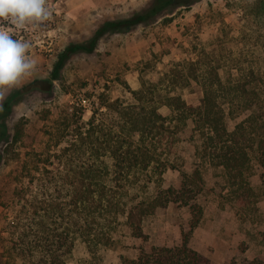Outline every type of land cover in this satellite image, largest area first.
<instances>
[{"label": "rangeland", "instance_id": "rangeland-1", "mask_svg": "<svg viewBox=\"0 0 264 264\" xmlns=\"http://www.w3.org/2000/svg\"><path fill=\"white\" fill-rule=\"evenodd\" d=\"M151 2L137 1L126 9L109 7L112 13L104 22L91 11L83 23L65 24L59 6L47 0L50 20L13 30L14 38L31 43L29 57L35 61L36 70L0 102V154L5 158L0 165V264H29L6 252L11 243L5 232L4 206L16 201V176L26 161L27 168L33 169L30 153L42 150L48 138H57V129L63 127L74 108H82L84 120L90 116L99 92L106 90L110 98L127 102L130 95L124 83L132 90H139L145 83L163 115L169 114L168 108L159 103L166 94H176L187 104L200 103L203 89L191 79L193 76L218 77L224 85L229 78H238L243 87L239 90L243 89L246 96L261 97L253 93L264 89V30L246 17L242 0H199L187 8L167 9L149 24L124 30L105 28L109 21L124 23ZM166 18L177 22L179 36L165 26L171 25V21H164ZM128 40L131 49L123 45ZM140 40L142 43L134 45ZM195 61L197 65L191 66ZM215 90L219 92L220 88ZM260 103L264 111V101ZM19 120L24 124L21 139L3 153ZM188 136L187 128L178 134L165 156L168 167L157 183L160 189H178L181 172L189 175L199 169L201 189L195 200L203 214L188 245L211 264H226L241 257H258L264 264V165L251 159L246 172L249 190L241 185L228 188L222 169L195 156L193 146L186 142ZM157 190L155 184H149L143 195L152 198ZM189 213L187 207L175 204L156 207L143 220L145 239L132 234L121 214L108 246L89 251L77 240L65 264H121V258L134 259L151 246H177L181 228L187 229Z\"/></svg>", "mask_w": 264, "mask_h": 264}, {"label": "trees", "instance_id": "trees-1", "mask_svg": "<svg viewBox=\"0 0 264 264\" xmlns=\"http://www.w3.org/2000/svg\"><path fill=\"white\" fill-rule=\"evenodd\" d=\"M198 1L152 0L124 23L109 21L105 28L124 30L149 24L167 9L187 8ZM242 1L249 21L264 30V0ZM191 79L203 89L200 103L187 104L176 94H166L159 103L168 108V115L159 111L145 83L139 90L124 83L130 95L127 102L110 98L106 90L99 92L86 120L82 108H74L63 127L57 129V138H48L42 150L30 153L33 169L27 168L26 161L16 176V201L4 206L6 240L11 243L6 249L8 256L29 264H65L77 240L89 251L108 246L119 215L125 216L135 237L145 239L144 218L156 207L175 204L190 211L187 229L180 230L181 243L151 246L134 259L121 258V264H211L188 245L203 214L195 200L201 189L199 169L189 175L181 172L178 189H160L157 183L168 167L165 156L178 134L187 128L186 142L193 146L194 155L222 169L228 188L241 185L249 190L246 172L251 159L264 165V111L260 106L264 89L252 92L261 97L250 98L239 90L243 87L238 78H229L226 85L218 77ZM23 125L22 120L14 125L13 138L3 153L20 141ZM3 159L0 154V165ZM149 184L158 188L152 198L143 195ZM226 264L263 262L258 257H241Z\"/></svg>", "mask_w": 264, "mask_h": 264}, {"label": "clouds", "instance_id": "clouds-1", "mask_svg": "<svg viewBox=\"0 0 264 264\" xmlns=\"http://www.w3.org/2000/svg\"><path fill=\"white\" fill-rule=\"evenodd\" d=\"M51 15L47 0H0V102L36 70L31 43L14 38L13 30L43 24Z\"/></svg>", "mask_w": 264, "mask_h": 264}, {"label": "crops", "instance_id": "crops-1", "mask_svg": "<svg viewBox=\"0 0 264 264\" xmlns=\"http://www.w3.org/2000/svg\"><path fill=\"white\" fill-rule=\"evenodd\" d=\"M142 2V0H57L55 1V5L57 7L58 12H62L61 16L65 18L66 22H75L79 23L84 21V17L89 14V12L94 11V17L104 22L108 19L112 11L108 12V8H114L115 6L122 7L123 9L129 8L130 5H133L134 2ZM106 9V10H102ZM60 16V14H59ZM87 18V17H86ZM171 25L167 24L165 26H170L172 31H174L175 35L179 36V29L177 28V22L175 20H170ZM169 21V22H170ZM176 27V28H175ZM138 45L142 43V41H136ZM124 47L127 49L132 48V42L130 40L124 41ZM128 60H132L130 57Z\"/></svg>", "mask_w": 264, "mask_h": 264}, {"label": "built area", "instance_id": "built-area-1", "mask_svg": "<svg viewBox=\"0 0 264 264\" xmlns=\"http://www.w3.org/2000/svg\"><path fill=\"white\" fill-rule=\"evenodd\" d=\"M34 27H35V26H34ZM41 32H42V33H44V32H45L44 28H42Z\"/></svg>", "mask_w": 264, "mask_h": 264}]
</instances>
